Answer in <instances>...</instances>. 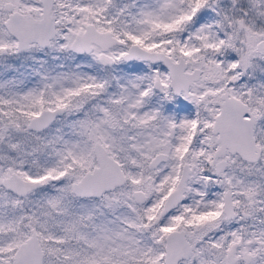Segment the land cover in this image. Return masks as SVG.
<instances>
[{
  "label": "snow or ice",
  "instance_id": "1",
  "mask_svg": "<svg viewBox=\"0 0 264 264\" xmlns=\"http://www.w3.org/2000/svg\"><path fill=\"white\" fill-rule=\"evenodd\" d=\"M0 264H264V0H0Z\"/></svg>",
  "mask_w": 264,
  "mask_h": 264
}]
</instances>
